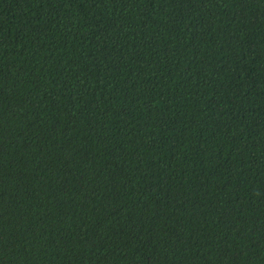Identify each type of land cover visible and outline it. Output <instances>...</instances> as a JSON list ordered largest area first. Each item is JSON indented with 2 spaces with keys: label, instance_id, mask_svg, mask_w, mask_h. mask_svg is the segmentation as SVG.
<instances>
[{
  "label": "trees",
  "instance_id": "trees-1",
  "mask_svg": "<svg viewBox=\"0 0 264 264\" xmlns=\"http://www.w3.org/2000/svg\"><path fill=\"white\" fill-rule=\"evenodd\" d=\"M0 264H264V0H0Z\"/></svg>",
  "mask_w": 264,
  "mask_h": 264
}]
</instances>
